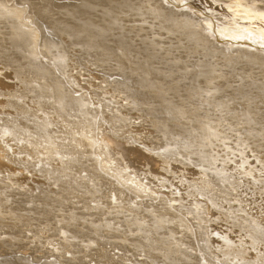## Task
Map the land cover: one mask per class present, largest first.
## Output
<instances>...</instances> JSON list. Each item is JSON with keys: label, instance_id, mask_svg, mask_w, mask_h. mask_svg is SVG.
Here are the masks:
<instances>
[{"label": "rangeland", "instance_id": "rangeland-1", "mask_svg": "<svg viewBox=\"0 0 264 264\" xmlns=\"http://www.w3.org/2000/svg\"><path fill=\"white\" fill-rule=\"evenodd\" d=\"M261 38L264 0H0V264H264Z\"/></svg>", "mask_w": 264, "mask_h": 264}, {"label": "bare ground", "instance_id": "bare-ground-1", "mask_svg": "<svg viewBox=\"0 0 264 264\" xmlns=\"http://www.w3.org/2000/svg\"><path fill=\"white\" fill-rule=\"evenodd\" d=\"M240 28H241V26H240ZM243 34H244V33H243ZM246 34H247V33H246ZM263 40H264V39H263ZM255 43H256V42H255ZM255 43H254V44H255ZM262 43H264V42L262 41V38H261V43H260V45H261Z\"/></svg>", "mask_w": 264, "mask_h": 264}]
</instances>
